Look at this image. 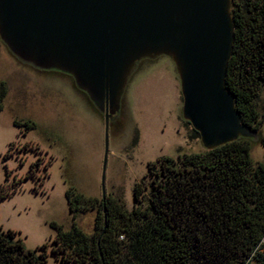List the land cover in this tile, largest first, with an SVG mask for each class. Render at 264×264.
<instances>
[{
    "label": "rangeland",
    "instance_id": "rangeland-1",
    "mask_svg": "<svg viewBox=\"0 0 264 264\" xmlns=\"http://www.w3.org/2000/svg\"><path fill=\"white\" fill-rule=\"evenodd\" d=\"M242 0H232L240 2ZM0 82L8 96L0 113V188L18 191L0 203V229L19 234L29 251L48 245V264L56 232L73 223L90 232L95 213L74 219L66 193L75 188L86 198L120 200L135 206L134 189L159 158L178 159L206 150L183 120L181 82L166 57L142 62L127 87L120 115L109 121L80 92L71 77L40 72L20 63L0 43ZM264 116V87L259 99ZM32 122L27 131L15 122ZM108 135V154L106 140ZM260 140L252 143L255 164L264 161ZM249 264H255L254 261Z\"/></svg>",
    "mask_w": 264,
    "mask_h": 264
},
{
    "label": "trees",
    "instance_id": "trees-1",
    "mask_svg": "<svg viewBox=\"0 0 264 264\" xmlns=\"http://www.w3.org/2000/svg\"><path fill=\"white\" fill-rule=\"evenodd\" d=\"M232 18L236 39L226 84L243 123L260 135L264 0L233 2ZM7 96L0 82V113ZM191 138L200 137L193 131ZM251 153L252 142L240 140L176 160L159 158L135 186L131 211L120 200L86 198L70 188L74 219L92 212L94 225L86 232L77 223L70 230L52 223L53 255L60 264H264V161L255 164ZM18 188L1 187L0 203ZM47 250L46 244L29 251L18 233L0 229V264H48Z\"/></svg>",
    "mask_w": 264,
    "mask_h": 264
},
{
    "label": "water",
    "instance_id": "water-1",
    "mask_svg": "<svg viewBox=\"0 0 264 264\" xmlns=\"http://www.w3.org/2000/svg\"><path fill=\"white\" fill-rule=\"evenodd\" d=\"M232 8V0H0V42L24 65L71 77L105 115L107 132L140 64L169 58L181 82L183 120L213 151L260 140L226 84L236 39Z\"/></svg>",
    "mask_w": 264,
    "mask_h": 264
}]
</instances>
